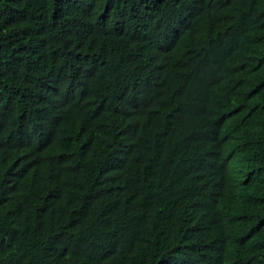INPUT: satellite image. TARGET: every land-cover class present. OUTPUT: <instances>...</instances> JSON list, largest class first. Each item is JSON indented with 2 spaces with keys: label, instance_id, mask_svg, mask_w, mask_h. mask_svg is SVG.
Returning a JSON list of instances; mask_svg holds the SVG:
<instances>
[{
  "label": "trees",
  "instance_id": "16d2710c",
  "mask_svg": "<svg viewBox=\"0 0 264 264\" xmlns=\"http://www.w3.org/2000/svg\"><path fill=\"white\" fill-rule=\"evenodd\" d=\"M0 264H264V0H0Z\"/></svg>",
  "mask_w": 264,
  "mask_h": 264
},
{
  "label": "clouds",
  "instance_id": "9594fccd",
  "mask_svg": "<svg viewBox=\"0 0 264 264\" xmlns=\"http://www.w3.org/2000/svg\"><path fill=\"white\" fill-rule=\"evenodd\" d=\"M234 73V69L232 70ZM249 74V73H248ZM229 81V79H228ZM227 81V82H228ZM230 95H233V94H230ZM225 96L228 97V94H226ZM199 135H201L202 137V140H203V144L204 146L207 144L208 148H210V151L207 154V157L208 159L206 161H204V164L205 167H216L218 161H216V156L219 155V153L216 152V148L218 147V143L221 144V140L219 139V133L217 132L216 129L212 128V127H208L206 126L202 131H198ZM232 143V148H231V153L230 155L227 154V156H229V160L231 159V157H233L235 154H234V143H235V149H236V145L238 144V136H237V133L235 132L234 128L230 127V142L228 143L231 144ZM230 164H233V163H229ZM229 169H232V166L230 165L229 166ZM28 227H30V225L27 224Z\"/></svg>",
  "mask_w": 264,
  "mask_h": 264
}]
</instances>
